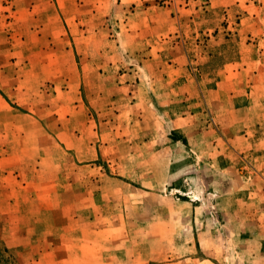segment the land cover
Instances as JSON below:
<instances>
[{
    "label": "rangeland",
    "instance_id": "1",
    "mask_svg": "<svg viewBox=\"0 0 264 264\" xmlns=\"http://www.w3.org/2000/svg\"><path fill=\"white\" fill-rule=\"evenodd\" d=\"M0 264H264V0H0Z\"/></svg>",
    "mask_w": 264,
    "mask_h": 264
},
{
    "label": "crops",
    "instance_id": "2",
    "mask_svg": "<svg viewBox=\"0 0 264 264\" xmlns=\"http://www.w3.org/2000/svg\"><path fill=\"white\" fill-rule=\"evenodd\" d=\"M143 21L147 22V24L144 22H141V21H140V23H136L135 25H138L140 27V29H138V30L135 29L131 33H130V30H132V29H128V31L126 32V35L130 34L131 37L133 36V38H137L141 42V44H142V42H143V44L145 43L146 44L145 46H147L148 48H154V45H156V47H159L157 45V43H159L161 41L160 37L168 35L172 32L170 28H168V30H164L165 24L159 23L156 19L152 20V19L147 18V16H145L143 18ZM166 23H167V21H166ZM159 27H160V29H158ZM161 30H163V31H161ZM120 46H122V45H120ZM118 49H120L119 46H118V48L116 47L115 50L117 51ZM161 50H162V48H158L159 56L161 54ZM112 55H115V54H112ZM61 133L63 134L64 132L62 131V132H60V134Z\"/></svg>",
    "mask_w": 264,
    "mask_h": 264
}]
</instances>
